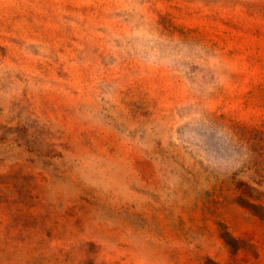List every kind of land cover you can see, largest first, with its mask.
<instances>
[{"label": "rangeland", "instance_id": "obj_1", "mask_svg": "<svg viewBox=\"0 0 264 264\" xmlns=\"http://www.w3.org/2000/svg\"><path fill=\"white\" fill-rule=\"evenodd\" d=\"M0 264H264V0H0Z\"/></svg>", "mask_w": 264, "mask_h": 264}]
</instances>
